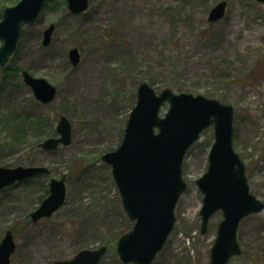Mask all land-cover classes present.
<instances>
[{
	"label": "rangeland",
	"instance_id": "374dc122",
	"mask_svg": "<svg viewBox=\"0 0 264 264\" xmlns=\"http://www.w3.org/2000/svg\"><path fill=\"white\" fill-rule=\"evenodd\" d=\"M16 1L0 0V12ZM219 1L90 0L85 11L72 14L65 0H48L37 18L22 26L13 65L44 77L57 92L42 103L20 77L7 83L2 96V104L20 117L41 116L46 123L39 131L24 128L22 138L0 124V166L49 169L40 179L0 188V240L10 229L15 241L10 264H53L103 244L107 248L98 264H134L123 263L116 250L118 237L133 222L111 165L101 156L120 143L142 81L157 92L169 87L231 104L233 147L250 191L264 202V3L225 0L224 15L211 22L208 12ZM50 22L55 24L51 42L43 46L42 30ZM72 46L80 53L76 65L67 57ZM60 115L70 121V142L42 149L39 141L59 135ZM213 138L209 126L186 151L187 185L174 208L173 228L150 264H210L222 212L215 211L207 231L200 232L203 194L196 180L206 170ZM61 175L64 203L49 217L32 221L29 213L48 194V180ZM237 236L242 253L227 264H264V208L242 218Z\"/></svg>",
	"mask_w": 264,
	"mask_h": 264
},
{
	"label": "water",
	"instance_id": "95a60500",
	"mask_svg": "<svg viewBox=\"0 0 264 264\" xmlns=\"http://www.w3.org/2000/svg\"><path fill=\"white\" fill-rule=\"evenodd\" d=\"M46 0H18L6 6L0 18V66L8 61L17 47L23 23L33 21ZM264 3V0H258ZM72 14L84 11L89 0H66ZM226 1L217 2L208 12V20L216 21L225 12ZM55 25L43 30L42 44L50 42ZM76 65L80 58L77 47L67 53ZM22 81L31 88L38 101L47 103L56 94V87L44 77L20 71ZM168 107L159 114L162 105ZM213 126L214 139L208 152L206 170L196 182L203 193L199 209L200 232L207 230L212 214L221 210L216 236L210 249V264H227L232 256L241 253L237 240L239 221L246 215L259 212L264 203L250 189L245 167L232 143L233 106L219 99L190 92H174L169 87L160 91L142 81L136 89V101L131 108L116 148L101 158L111 165V173L118 188L122 206L132 226L116 242V250L123 263L150 264L163 247L173 228L174 208L186 188L182 163L187 149L207 127ZM58 136H50L38 143L45 150L58 144H68L71 138L70 121L60 115L56 124ZM42 165L0 166V188L38 173H48ZM66 196L64 175L51 177L48 194L30 212L32 221L48 217L63 203ZM15 249L10 230L0 240V264H10ZM106 245L83 248L71 258L55 260L54 264H98Z\"/></svg>",
	"mask_w": 264,
	"mask_h": 264
},
{
	"label": "trees",
	"instance_id": "16d2710c",
	"mask_svg": "<svg viewBox=\"0 0 264 264\" xmlns=\"http://www.w3.org/2000/svg\"><path fill=\"white\" fill-rule=\"evenodd\" d=\"M0 15H1V12H0ZM17 49L12 54L9 61L3 67H0V124L3 126H6V129L8 130L9 133L11 130H14L15 131L14 137L18 136L22 138L24 135V132H23L24 128H36L35 130L39 131L41 130L42 125H44L46 122L44 120L45 117L33 116L31 114H26V116L20 117V115L17 112H14V109L9 110L8 107H6V105L4 106V104H2V96L6 92L5 87L7 83L12 82L13 80L15 82L20 81L19 70L21 66L17 64L13 65V60L17 52ZM12 142L15 143L17 142V140L13 139ZM34 177L40 179L43 176L42 174H38ZM44 192H47V186Z\"/></svg>",
	"mask_w": 264,
	"mask_h": 264
}]
</instances>
